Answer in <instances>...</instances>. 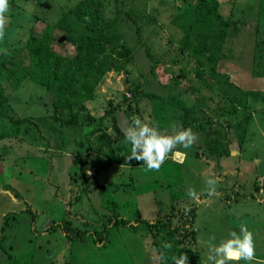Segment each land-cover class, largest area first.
<instances>
[{"label": "rangeland", "instance_id": "1", "mask_svg": "<svg viewBox=\"0 0 264 264\" xmlns=\"http://www.w3.org/2000/svg\"><path fill=\"white\" fill-rule=\"evenodd\" d=\"M81 1L9 0L0 52L16 49L22 64L28 66L29 74L16 88H7L10 107L20 115L50 114L48 102L55 97V92L41 82L45 77L38 57L28 53L29 36L52 38V47L63 65L58 69L59 76L72 78L66 70L74 61L75 48L58 21ZM99 1L102 20L110 24L103 35L109 34L110 41H102L104 52L87 68L90 78H98L93 86L87 79L86 88L91 89L93 98L80 100L76 112L64 111L62 123L52 116L40 118L38 130L32 129L25 141L0 140V152L6 158L0 163V199L4 201L0 202V228L6 211L16 213L12 223L0 231V264H159L161 257L150 244L146 225L134 222V218L152 220L167 212L170 205L177 208L195 203L196 242L185 244L193 257L167 248L165 264H173L171 257L181 253L187 254L188 264H205L209 244L230 238L233 230L239 233L238 225L242 223L254 234L256 259L251 264H264V81L254 86V76H264V0ZM93 14V7H88L87 15ZM229 16L238 26L229 28L221 50H217L221 55L219 73L211 78L212 64L206 53L192 52L204 42L211 44V37L203 33L222 27ZM68 20L73 25L71 38L87 32L83 22L73 17ZM60 36L64 39L57 44ZM125 44L130 48V58L118 55ZM152 58L160 61L155 75L150 71ZM102 59L111 61L112 66H102ZM51 67V63H45V71ZM258 72L263 74L256 75ZM196 73H202L204 80ZM174 76L178 77L176 86ZM138 80L148 81L149 88L157 93H166L161 82H167L172 92L176 90V100L192 106L185 117L187 124L183 113L167 106L160 97L132 95L129 89ZM194 88L199 91L194 92ZM32 93L41 99L25 103ZM221 109L226 110L221 113ZM71 113H77V125L67 124ZM220 114L227 117L228 124L221 123ZM134 117L157 127L164 135L191 128L198 139L188 149L178 145L177 149L184 152L180 160L184 161L177 163L172 159L178 157L170 154L158 172L146 170L144 164H112L102 170L99 182H118L116 190L109 191L120 202L117 211L129 224L111 226L105 243L89 235L82 241L72 234L66 236L61 224L65 218L84 229V221L96 226L95 220L106 211L95 184L83 192L79 184L82 177L77 175L81 167L87 179L95 177L93 157L103 156L108 150L98 135L120 136L114 146L127 157L131 146L124 141V129ZM198 126L209 128V133L198 130ZM76 156L87 164H73ZM207 177L217 179L218 196L201 197ZM189 188L195 189L200 199L189 198ZM68 199L74 201L69 214ZM239 264L246 262L241 260Z\"/></svg>", "mask_w": 264, "mask_h": 264}, {"label": "trees", "instance_id": "2", "mask_svg": "<svg viewBox=\"0 0 264 264\" xmlns=\"http://www.w3.org/2000/svg\"><path fill=\"white\" fill-rule=\"evenodd\" d=\"M200 2L204 3L205 0H201ZM88 7H93L94 9V14L91 16L87 15ZM100 7L101 3L99 0H82L76 7H72L69 10L65 11V13L62 15V18L58 21V26L66 31L69 42L72 41V44L75 48V54L73 55L74 61H72L70 65H68L66 70L67 73L72 74V78L70 79L67 77L65 79H62V76H59L58 74V69L60 67H63V65L62 60L58 57V54H56L57 52L52 47V38L43 37L38 34L29 36L28 53L33 57H38L39 66L41 65L40 71L44 72L43 75L45 77V80L41 82L44 83L50 91L55 92L54 99H52V97L50 96L51 98L48 102L51 104L52 108V112L50 114L46 113L45 115L41 116L28 114L20 115L14 107H10L9 96L11 93L9 94L7 92V88L14 90L18 82L29 74V71L28 66L22 64V59L21 57H19L20 51L16 49H9L0 52V122L2 121L0 123V140L17 138L19 140L25 141L24 138H27L31 135L32 129L38 130V120L40 118L52 116L54 120H59V122L62 123V114L64 111L69 110L76 112L74 110H76V105L78 104V102H80V100L87 101L93 98L91 89L87 90L86 88L89 87L87 79L90 80L89 82L91 86H93L94 84H96L98 78H90L88 76V73L90 72L87 68L91 66L94 61L99 59L100 55L104 52L102 41H110L109 34L105 33V36L103 35L104 30L106 28H109L108 26L110 24L102 20L103 17ZM207 11L210 10L207 9ZM71 15L76 22H83V27L87 30V32L75 39L71 38V35L69 34L73 28V25H71L68 20L69 18H72ZM237 26L238 24L236 23V21L232 19L231 16H229L228 20L223 21L222 27L219 26L214 29H207L203 33L205 36L211 37V44H209V42H204L203 45L197 46L195 47V49H193L192 54H195L197 52L206 53L208 60L212 64L209 72V76L211 78H214L215 75L219 73L217 65L221 59V55L218 52L221 50V47L225 42L227 31L230 27L237 28ZM137 31L138 33L140 32V27L137 28ZM56 43H59L58 38H56ZM118 55L128 58L130 56L129 46L125 44L123 52ZM255 57L256 55L254 56V60ZM100 61L102 66L104 67L112 66L111 61H108L107 59H102ZM45 63L52 64V67L48 71H45ZM159 63L160 61L158 58H152L150 71L153 75H155L154 70ZM196 74L198 77L203 78L204 80V76L202 73ZM260 74L263 73L258 72L256 75ZM180 76L183 77L184 74L181 73ZM177 78V76L172 77L173 81H175V86L176 84H179L177 82ZM206 82L208 87L211 86L208 81ZM160 84L163 88L166 89L165 94L157 93V91L151 90L149 88V82H142L141 80L133 81L129 91L134 96L141 95L147 98L155 96L160 97L162 101L167 104V106H173L177 108L179 112H182L183 119L187 124V119L185 117L192 108L191 104H188L182 100H176V98H178L177 95L175 97L174 94L176 93V90H173V93L171 87L167 89V82L165 84L161 82ZM193 91L198 92L199 89H195ZM66 93H68V95H65ZM39 98L41 99V96L32 93L25 101V103H27V101H31L33 103L36 99ZM41 102L43 105L45 104L43 100H41ZM195 103L196 102H194V104ZM199 103L203 105V103H201L200 101ZM233 107L235 108V106ZM225 110L226 109H221L222 112H220L223 113ZM232 110L233 109H230V111ZM106 111H108V109ZM220 115L221 123L225 125L228 124L227 117H224V115L222 114ZM223 119H226V121H224ZM7 121H9L10 124L7 125ZM66 122L70 125H77L79 123L77 113H71L68 116ZM185 126L186 125H184V127ZM197 129L203 131V133L205 134H208L210 130L209 128L204 126H198ZM98 136L101 144L105 145L108 150L104 152L103 156L93 157V161L91 164L94 166L95 177L92 180L87 179L85 169H81V167L80 173L78 172L77 175L80 174V176L82 177L79 184H82L81 189L83 190V192L87 191V187H89L90 184H95L99 191V194L102 197V207L106 211L101 215L102 218L95 220V222H98L96 226H94L92 221L87 220L82 224V226H85V228L79 229L73 224L72 219H69L68 217L62 220L61 224H63L62 231L65 232L66 236L68 237L72 234L74 235L75 239L82 241L85 235H89L92 236V238L94 237L97 242L105 243L104 239H106L107 233L109 232L111 226L119 224L127 226L129 224V220L123 216H120L119 212L117 211V207L119 206L120 202L111 196L113 195L112 191L116 190V186H119L118 182H115L113 180L99 182L97 177L102 170L111 166L112 164H126L133 166L141 165L143 163L137 162L135 160L129 161L127 160L126 156L118 153V151L115 149L114 142L115 140H118L120 136H112L108 133H100ZM175 150L179 149L176 148L174 149V151ZM5 159V156L0 152V163L3 164ZM73 162V164H76L78 162L82 166H85L87 164V161L84 158H77V156L74 157ZM74 174H76L75 169L73 171V175ZM110 189L112 191H109ZM202 195L203 196L201 197H206V191L203 192ZM79 197L75 196V198ZM75 198L74 201H76ZM74 201L72 199L67 200V214L70 213V208ZM185 208H190L191 210L187 214H185ZM197 208L198 205L196 203L177 208H175L173 204L170 205L167 212L153 218L152 220H147L138 216L137 218H134L133 221L141 222L146 225L150 234V244L151 246L156 247L159 258L161 257V254H163L164 256L165 254L167 256L169 255L168 253H166L167 249L163 247L165 243H169L171 245L174 243V245L171 246V249L176 252L175 254H177L178 252H188V255L192 256L191 249L187 248L185 244L189 245L190 243L196 242V232L193 228V221L196 216ZM15 218L16 213L14 210L6 211L0 231H4L6 226L12 223V221L10 220H13ZM159 264H165L162 258H160Z\"/></svg>", "mask_w": 264, "mask_h": 264}, {"label": "clouds", "instance_id": "3", "mask_svg": "<svg viewBox=\"0 0 264 264\" xmlns=\"http://www.w3.org/2000/svg\"><path fill=\"white\" fill-rule=\"evenodd\" d=\"M9 10V0H0V40L4 39L7 19L5 13ZM6 54V53H5ZM198 136L191 128H181L173 135L161 134L157 127L143 122L140 118L134 117L131 123L124 129V141L129 144L130 152L127 160H135L146 165L148 171H159L165 160L172 154L180 157L182 153L175 151L177 146L184 149L192 147ZM182 162V161H181ZM218 181L214 177L205 179L206 195L208 197L218 196L216 185ZM189 198L198 200L199 196L195 189H187ZM191 209L185 208V214ZM239 233L233 230L227 239L221 240L219 244H209L205 264H229L241 260L251 264L256 259L254 234L246 224L238 225ZM164 248H171V244L165 243ZM163 259V254H161ZM173 264H188V256L181 253L179 256L171 257Z\"/></svg>", "mask_w": 264, "mask_h": 264}, {"label": "crops", "instance_id": "4", "mask_svg": "<svg viewBox=\"0 0 264 264\" xmlns=\"http://www.w3.org/2000/svg\"><path fill=\"white\" fill-rule=\"evenodd\" d=\"M263 81H264V76H254V82H255V85L254 86H261L262 85V83H263ZM262 87H264V84L262 85ZM175 151H178V152H180V153H184V152H182L181 150H175ZM174 151V152H175ZM173 158H175V157H173ZM182 158V155L180 156V157H178L177 159L178 160H175V159H172V160H174V161H176L177 163H181V161H184L183 159L182 160H180ZM5 186V185H4ZM4 192H9L8 190L7 191H4ZM1 198V197H0ZM199 199H200V195H199ZM10 201H12V200H10ZM0 202H4V201H2V199H0ZM6 203H8V201H6ZM3 214L1 213L0 214V217H3L2 216Z\"/></svg>", "mask_w": 264, "mask_h": 264}, {"label": "water", "instance_id": "5", "mask_svg": "<svg viewBox=\"0 0 264 264\" xmlns=\"http://www.w3.org/2000/svg\"><path fill=\"white\" fill-rule=\"evenodd\" d=\"M64 39V36H60V37H58V41L60 42V41H62Z\"/></svg>", "mask_w": 264, "mask_h": 264}]
</instances>
